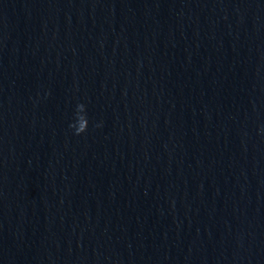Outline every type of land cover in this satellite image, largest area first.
Returning a JSON list of instances; mask_svg holds the SVG:
<instances>
[{"label":"water","instance_id":"obj_1","mask_svg":"<svg viewBox=\"0 0 264 264\" xmlns=\"http://www.w3.org/2000/svg\"><path fill=\"white\" fill-rule=\"evenodd\" d=\"M0 264H264V0H0Z\"/></svg>","mask_w":264,"mask_h":264},{"label":"clouds","instance_id":"obj_2","mask_svg":"<svg viewBox=\"0 0 264 264\" xmlns=\"http://www.w3.org/2000/svg\"><path fill=\"white\" fill-rule=\"evenodd\" d=\"M78 107H79V110H80V111H82V110H83V108H84V106H83V105H80V106H78ZM85 129H86V127H83V128H81L79 125H78V126H76V132H77V134H79V133H81V132L85 131Z\"/></svg>","mask_w":264,"mask_h":264}]
</instances>
